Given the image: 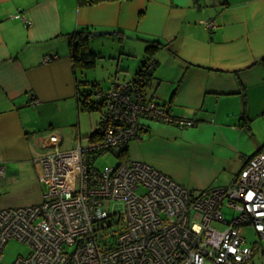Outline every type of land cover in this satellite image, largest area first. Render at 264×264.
<instances>
[{
	"label": "crops",
	"instance_id": "crops-1",
	"mask_svg": "<svg viewBox=\"0 0 264 264\" xmlns=\"http://www.w3.org/2000/svg\"><path fill=\"white\" fill-rule=\"evenodd\" d=\"M209 21L213 27L206 25ZM82 27L90 29L89 45L104 56L107 51L90 44L92 38L119 35L122 41L127 37L146 46L155 40L163 44L151 55L145 49L146 60L158 61L145 92L161 100L172 116L195 122L144 118L142 132L128 146L130 159L146 161L183 185L204 190L227 174L232 182L249 157L264 147V139L252 129L259 114L255 110L264 114V0H0V158L6 166L0 175V207L44 198L36 158L46 152L40 147H48L36 114H50L64 100L76 104L79 112L69 34ZM101 30L113 33L92 35ZM161 50L169 56L167 73L157 70L164 62ZM46 55L56 57L44 61ZM163 80L167 86L162 89ZM242 115L251 118L250 129L242 125ZM50 120L51 131L55 119ZM73 134L74 140H83L80 127L66 133ZM59 136L61 146L65 139ZM167 149L181 155L183 170L166 157ZM22 174L32 175L31 184L39 192L35 199L13 192Z\"/></svg>",
	"mask_w": 264,
	"mask_h": 264
},
{
	"label": "built area",
	"instance_id": "built-area-1",
	"mask_svg": "<svg viewBox=\"0 0 264 264\" xmlns=\"http://www.w3.org/2000/svg\"><path fill=\"white\" fill-rule=\"evenodd\" d=\"M144 77L96 93L105 97L99 138L87 144L79 140L70 150L60 149L57 133L43 139L51 147L36 158L44 198L0 207V264H6L10 239L29 248L11 264H247L252 259L254 247L242 229L252 226L264 241V147L229 185L204 190H193L143 160L97 165L104 153L118 157L144 118L195 123L172 116L148 96L140 85ZM5 172L0 158V175ZM225 206L234 210L231 219Z\"/></svg>",
	"mask_w": 264,
	"mask_h": 264
},
{
	"label": "rangeland",
	"instance_id": "rangeland-1",
	"mask_svg": "<svg viewBox=\"0 0 264 264\" xmlns=\"http://www.w3.org/2000/svg\"><path fill=\"white\" fill-rule=\"evenodd\" d=\"M122 40L123 39H121L119 35L113 36V39L92 38V40L90 41V44L92 45L94 44L96 47L98 46V47L103 48L105 51H107L108 55L99 56L97 58V63L95 64V67L90 68L85 72L84 71L78 72V76L81 81L88 80L90 82L88 85L85 86V88L93 89L91 83L98 81L101 87H103L105 90H109L110 85L114 83L113 80L115 79L116 75H118L117 78L119 80H115V82L124 81L123 79H127V78L129 79L130 77L133 76L135 71L140 68V65H142L143 61H145L146 58L148 57V55L145 54V49H147L146 48L147 46L145 44L137 43L136 41L128 40L127 37L124 39V41ZM122 42H123V45H122ZM130 47L131 48L134 47L132 52L129 50ZM161 54H165V51L161 50L160 55ZM48 56L51 59L53 57L54 58L56 57V55L54 56L46 55L44 57V61L51 60V59L45 60V58ZM161 56L164 57V62L158 65L157 70L158 71L162 70L164 73H167L169 70L168 64H167L168 62L167 58H169V56L167 55H161ZM118 64H121L120 65L121 68L118 67ZM163 86H167V83L165 80L161 81L160 87L162 89H163ZM82 88H84L83 85H82ZM171 93L172 92H168L167 94L168 99L170 98ZM92 97L94 98V95ZM159 101L160 103H162L161 100ZM71 103L72 102H70V104ZM251 103L255 105L257 104L255 100H252ZM68 104L69 103H67V101L64 100V101H61L60 103L61 107H58V108L51 107L50 114H45V112H43L41 117L39 114H36V119L39 121L38 118H41V122L44 125V126L42 125L40 126L41 129L39 133L41 137L49 136L50 132L57 133L59 135L64 136L65 140L60 146L61 150H70V149H73L77 145L79 140H74L73 138L74 134L72 137H70V136H67L66 133L69 131H74V129H78L79 127H80V137L81 139H83L81 141L83 144H87L88 136L91 135L92 131L96 130L98 123L102 116L101 110H94L92 112L85 111V110H79L78 112L76 108V104H75V107L71 105L69 106ZM255 111L256 113H259V114L255 115V119L252 122V127H253L252 129L254 133L259 134L260 137L264 139V114H262L261 112H257L258 110H255ZM51 117L55 119V127L51 129L50 131L48 127L51 122L50 120ZM41 137H40V140H41ZM50 148L51 147H48V148L40 147V150L45 152V151H49ZM166 151L170 152V155L167 154L166 157L174 160L176 162L177 168L183 170L186 167V164L182 162L181 155L179 156L178 152L169 150V149H167ZM119 162H120V158L110 152H107V153H104L103 155L98 156L97 161H96L99 167H103L105 165L113 166V165L118 164ZM23 171H25L24 173L31 172V170H27V169H24ZM31 176L32 175L27 177L25 174H22V176L16 179L17 182L14 183L12 189H13V192L16 195H18V197H21V198L22 197H27V198L33 197L35 199L38 196L39 192H36V190L38 191V189L31 184L30 180H32L33 178ZM228 176L229 174H227L225 178L215 181L214 184L216 186H211L210 188L229 185L231 183L230 181H231L232 176H230L229 178ZM218 184H222V185H218ZM26 186H29V188L25 189L24 187ZM40 189H41V192H42V189H44L42 184H41ZM223 211L226 217L229 219H231L232 216L234 215V210L228 208L227 206L223 207ZM218 226H220V224H218ZM242 233L244 234V236L247 237L249 245L251 246L253 245L254 247V255L247 264H264V241H262L258 237V235L256 234L252 226H244L242 229ZM28 251H29V248L27 245L23 244L17 239H10L4 249V261L6 264H11L17 258L18 255L20 254L25 255ZM206 264H218V263L208 260Z\"/></svg>",
	"mask_w": 264,
	"mask_h": 264
},
{
	"label": "trees",
	"instance_id": "trees-1",
	"mask_svg": "<svg viewBox=\"0 0 264 264\" xmlns=\"http://www.w3.org/2000/svg\"><path fill=\"white\" fill-rule=\"evenodd\" d=\"M103 0H79V3L81 4H92V3H98ZM91 32L90 29L87 27H82L74 30L69 34V45H70V55L74 64V71L76 76V82H77V91H76V99L79 110H85L92 112L94 110H101L103 111L104 104H105V97H96V93L105 90L100 86V83L98 81H95L91 83L93 89L85 88L86 85H88L90 82L88 80L81 81L78 76V72L87 71L90 68L95 67L96 60L101 52L96 51L94 48H92L89 45V38H90ZM163 44L158 43L156 40L152 41L149 45H147V52L151 55L155 52H157ZM149 56V55H148ZM152 61V66L150 69L145 70V67L148 66V64ZM158 61L153 60V57H149L147 60L143 61V64L139 68V70L135 73V75L132 77L131 80L134 82H138V79H140L141 76H144V80L141 82L142 87H146L148 81L153 75L154 68L156 67ZM82 85L84 88H82ZM111 86V85H110ZM94 95V98L92 97ZM241 119L243 120L242 125L246 126L248 129H250L249 121L251 118L247 117L246 115H242ZM99 129L98 126L96 130H94L91 135L88 137L90 140H95L99 138ZM120 160L122 161H129L130 160V154H129V148L127 147L124 149L121 154L118 155ZM250 158V157H249Z\"/></svg>",
	"mask_w": 264,
	"mask_h": 264
},
{
	"label": "water",
	"instance_id": "water-1",
	"mask_svg": "<svg viewBox=\"0 0 264 264\" xmlns=\"http://www.w3.org/2000/svg\"><path fill=\"white\" fill-rule=\"evenodd\" d=\"M108 33H110V34H112L113 32H105V31H94L93 33H92V35L93 36H97V35H103V34H108Z\"/></svg>",
	"mask_w": 264,
	"mask_h": 264
}]
</instances>
